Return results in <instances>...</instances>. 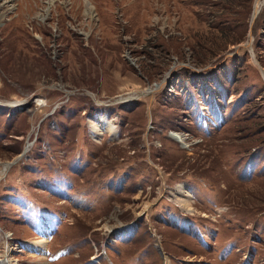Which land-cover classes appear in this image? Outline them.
Masks as SVG:
<instances>
[{
    "label": "rangeland",
    "instance_id": "1",
    "mask_svg": "<svg viewBox=\"0 0 264 264\" xmlns=\"http://www.w3.org/2000/svg\"><path fill=\"white\" fill-rule=\"evenodd\" d=\"M2 2L0 264H264V0Z\"/></svg>",
    "mask_w": 264,
    "mask_h": 264
},
{
    "label": "bare ground",
    "instance_id": "2",
    "mask_svg": "<svg viewBox=\"0 0 264 264\" xmlns=\"http://www.w3.org/2000/svg\"><path fill=\"white\" fill-rule=\"evenodd\" d=\"M256 1H257V2H256V4H255V9L258 10L259 7L261 6V2H260L261 0H256ZM3 5H4L3 2L0 3V8H2ZM0 10H1V9H0ZM2 12H3V11H2ZM0 17H1V16H0ZM249 44H250V43H249ZM174 136H175V138L178 139V140H181V138H182V137L179 136V135H174ZM25 149H26V148H25ZM42 224H43V223H42ZM43 227H45V225H43ZM43 240H44V241H43ZM46 240H47V235H46V234H43V239H41V241H39V240H38V241H39V242H45ZM36 246L38 247V249H41V246H42V245H40L39 243H37ZM38 249H37V250H38Z\"/></svg>",
    "mask_w": 264,
    "mask_h": 264
},
{
    "label": "water",
    "instance_id": "3",
    "mask_svg": "<svg viewBox=\"0 0 264 264\" xmlns=\"http://www.w3.org/2000/svg\"><path fill=\"white\" fill-rule=\"evenodd\" d=\"M255 15H256V13L254 14L253 18L255 17ZM261 71H262V70H261ZM262 72H263V71H262ZM263 76H264V72H263ZM159 250H160L161 255L164 256L163 251L160 249V247H159Z\"/></svg>",
    "mask_w": 264,
    "mask_h": 264
}]
</instances>
